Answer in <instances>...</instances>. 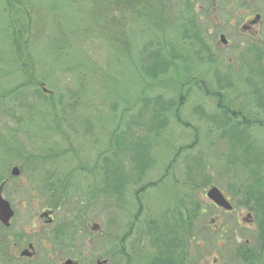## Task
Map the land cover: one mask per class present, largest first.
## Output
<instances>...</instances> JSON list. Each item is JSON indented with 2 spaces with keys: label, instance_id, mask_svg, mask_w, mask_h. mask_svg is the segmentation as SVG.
I'll use <instances>...</instances> for the list:
<instances>
[{
  "label": "rangeland",
  "instance_id": "rangeland-1",
  "mask_svg": "<svg viewBox=\"0 0 264 264\" xmlns=\"http://www.w3.org/2000/svg\"><path fill=\"white\" fill-rule=\"evenodd\" d=\"M2 165L128 191L132 264L162 238L185 264H264L246 191L264 199V0H0ZM36 196L8 195L11 229Z\"/></svg>",
  "mask_w": 264,
  "mask_h": 264
},
{
  "label": "flooded vegetation",
  "instance_id": "flooded-vegetation-1",
  "mask_svg": "<svg viewBox=\"0 0 264 264\" xmlns=\"http://www.w3.org/2000/svg\"><path fill=\"white\" fill-rule=\"evenodd\" d=\"M39 86L42 87L41 84ZM89 165L92 167L89 168L91 173L98 168ZM89 165L75 166L85 170ZM3 166L7 167L2 165L0 172H3ZM25 166L34 167L29 163ZM14 167L17 168V174H12ZM20 170L18 166H13L9 175L0 174L1 196L9 202L13 216L15 210L8 195L20 194L21 191L24 194L29 192L30 197H37L41 193L44 199L41 207L30 216L31 226H15L11 229L13 216L8 225L0 221V264H132L130 230L133 223L129 216L131 197L128 191L122 194L118 191L114 195L111 192L113 187L105 191L104 181L94 179V185L84 195L73 189L74 184L68 174L47 172L44 177L32 174L23 180ZM34 182L38 183L36 188ZM97 182H102L103 190ZM25 183L26 186L20 185ZM19 188L21 190L17 192ZM99 192H102L101 196ZM187 213V226H190V207ZM100 214L103 222L98 221L97 216ZM146 226L163 224L151 222ZM187 261L188 256L175 253L141 260L142 264H185Z\"/></svg>",
  "mask_w": 264,
  "mask_h": 264
},
{
  "label": "water",
  "instance_id": "water-1",
  "mask_svg": "<svg viewBox=\"0 0 264 264\" xmlns=\"http://www.w3.org/2000/svg\"><path fill=\"white\" fill-rule=\"evenodd\" d=\"M258 19H259V16L256 15L253 22H256V20H258ZM219 37L223 43H226V40L222 34ZM44 91H45V89H44ZM17 173H18L17 168L14 167L12 170V174H17ZM206 196L212 203H214L216 206H218V207H220L226 211H231L233 209L232 204L225 198L223 193L216 186H211L207 190ZM12 216H13V210L10 207L9 202L2 198L1 188H0V221L4 225H8L10 218ZM247 217H249V215Z\"/></svg>",
  "mask_w": 264,
  "mask_h": 264
},
{
  "label": "trees",
  "instance_id": "trees-1",
  "mask_svg": "<svg viewBox=\"0 0 264 264\" xmlns=\"http://www.w3.org/2000/svg\"><path fill=\"white\" fill-rule=\"evenodd\" d=\"M226 114H228V113H226ZM228 119H229V116L227 117V120ZM244 122H246V120H243L241 117V119L237 123V125L236 124H233V125L228 124L227 126H228V128H233V130H234L236 128H239V126L242 125V123H244ZM227 123H230V122L226 121L225 124H227ZM243 125L245 126V125H247V123H244ZM246 191H247V194H249L248 197L251 199L253 198L252 207L256 211V214L258 217L259 229H260V242H261V245L264 247V199L261 197V194H255L256 191H254L253 188L250 189V187H249V188H247ZM249 198H247V201L249 200ZM166 240L167 239H164V238L159 239V241H162L161 244L163 245V250L161 249V253L164 255H170V253H172L173 250L171 249V246L168 245V242ZM245 253L248 254L249 252L246 250V251H243V253H241V254L245 257V255H244ZM246 259H248V257Z\"/></svg>",
  "mask_w": 264,
  "mask_h": 264
}]
</instances>
